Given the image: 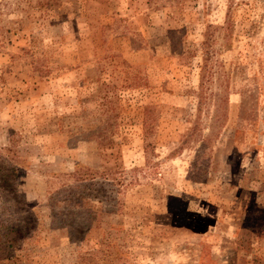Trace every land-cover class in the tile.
I'll list each match as a JSON object with an SVG mask.
<instances>
[{
  "label": "rangeland",
  "instance_id": "1",
  "mask_svg": "<svg viewBox=\"0 0 264 264\" xmlns=\"http://www.w3.org/2000/svg\"><path fill=\"white\" fill-rule=\"evenodd\" d=\"M1 159L0 264H264V0H0Z\"/></svg>",
  "mask_w": 264,
  "mask_h": 264
},
{
  "label": "trees",
  "instance_id": "2",
  "mask_svg": "<svg viewBox=\"0 0 264 264\" xmlns=\"http://www.w3.org/2000/svg\"><path fill=\"white\" fill-rule=\"evenodd\" d=\"M1 163L5 166L4 169L6 166H8V169L6 168V176L3 173L0 175V251L5 253L4 256L0 257V261L12 257L5 250H14L15 240L28 230L27 228L18 227L19 220L16 219L21 218L24 222V219L30 216L15 189L13 181V176L16 173L15 167L9 161L6 163L3 159H1Z\"/></svg>",
  "mask_w": 264,
  "mask_h": 264
}]
</instances>
